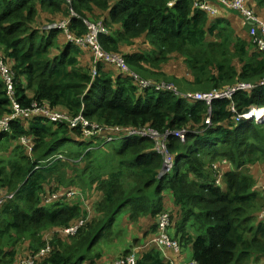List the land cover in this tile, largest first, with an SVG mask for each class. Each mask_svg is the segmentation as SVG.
I'll return each instance as SVG.
<instances>
[{"label":"trees","instance_id":"obj_1","mask_svg":"<svg viewBox=\"0 0 264 264\" xmlns=\"http://www.w3.org/2000/svg\"><path fill=\"white\" fill-rule=\"evenodd\" d=\"M254 1L264 6V0ZM72 10L79 17H70ZM69 17L73 37L86 33L82 18L102 21L104 50L154 84L180 81L205 91L264 77V51L246 30L236 32L228 19L198 10L193 0H0V53L12 60L21 107L35 103L70 118L82 114L99 126L186 133L184 141L169 137L175 166L160 176L163 159L149 137L118 139L106 143L111 154L95 153L98 148L89 147L104 139L84 143L80 127L41 115L12 119L9 130L0 129V199L13 194L0 205V264L29 258L35 264H101L103 243L113 244L134 227L140 234L126 237L117 255L110 252V263L141 242L135 264H168L151 243L164 211L173 220L170 238L183 255L190 247L196 264H245L264 257V222L256 216L264 199L256 188L259 173L250 172L264 169V122L237 119V113L264 108V86L215 100L209 112L202 101L142 88L116 63L82 59L85 49L65 34L55 36ZM51 25L56 28L48 29ZM9 103L0 77V118L10 111ZM71 188L80 190L86 206L78 195L64 194ZM164 192L170 196L165 210ZM53 194L61 196L47 201ZM119 214L127 220L121 235ZM141 218H147L145 225ZM80 221L74 235L63 233Z\"/></svg>","mask_w":264,"mask_h":264},{"label":"built area","instance_id":"obj_2","mask_svg":"<svg viewBox=\"0 0 264 264\" xmlns=\"http://www.w3.org/2000/svg\"><path fill=\"white\" fill-rule=\"evenodd\" d=\"M69 1V0H67ZM247 0H193V5L198 10L209 14L210 16H216L218 8H223L226 10H234L238 12L244 21L248 24V34L252 37V42L256 44V47L260 51H264V20L260 19L258 15L247 5ZM70 17H79L73 10L70 12ZM70 17L67 20L61 21L57 27L61 28L66 34L67 39L74 43L75 45L88 48L93 55V63L97 64L100 62L104 63H116L121 69L125 72H128L132 78L138 83L142 88H153L155 90H166L170 91L175 95L183 97L188 101H202L205 105L208 106V111L210 112L211 104L215 100L219 99H230L235 93L239 91H249L255 88L256 86H264V77L259 81L249 82V81H237L231 85L225 86L223 88H213L208 91L203 92H187L180 93L172 83L160 82L152 83L151 80L141 79L139 76L132 72L119 58L112 52L104 50L102 47L99 38L100 35L105 34L107 30L105 29L102 21L92 22L88 19L82 18L85 27L86 33L80 37L71 36L68 31L67 24L70 21ZM56 28V26H53ZM12 60H9L8 57H3L0 53V77L5 85V91L7 98L9 99V108L10 111L7 115L0 118V129L7 131L9 130V125L12 119L20 117L21 115H41L47 118L53 123H68L70 128L80 127L81 136L86 140H91L93 137L100 136L104 139L103 143L110 142L115 139H124L131 137H149L155 141V152L162 157L163 164L162 169L163 173H168L174 169L175 160L174 156L169 150L168 139L170 136L179 138L181 141L185 139L184 130H166L163 133H158L151 127L144 128H121L118 126H99L97 123L91 122L86 119L82 114L77 115L74 118H70L66 113L59 111L57 109L47 108L45 106H38L35 103H32L29 107H21V104L15 99V87L13 82V71H12ZM96 74V67L93 68L91 73L92 77ZM262 110V115L257 116L259 110ZM231 110L234 112V108L231 107ZM237 119L241 120H254L255 122H264V108H251L248 112L237 113ZM21 143L27 144L29 148V140L26 137L21 138ZM93 148V147H89ZM61 158V156H59ZM36 166L35 168H37ZM261 190L264 194V183L261 185ZM80 196L82 194L76 190H70L66 193V196ZM61 194H53L47 201L58 199ZM13 197V194L5 196L4 199H10ZM4 199H0V205ZM89 210V209H88ZM259 217L260 220L264 221V206L260 209ZM168 214L162 213L158 217V232L155 237L152 239L151 243L156 245L161 255H164L165 249H171L175 252H179L180 245L179 242L175 239H171L168 235V224H169ZM83 221H80L77 225L67 227L63 229L65 235H74L77 231L78 226L82 224ZM41 251L40 254H42ZM168 260V259H167ZM136 261V249H133L124 259L118 260L115 264H135ZM23 264H35L34 260L29 258L23 262ZM168 264L170 261L168 260ZM182 264H196L195 261L189 260L186 263Z\"/></svg>","mask_w":264,"mask_h":264},{"label":"rangeland","instance_id":"obj_3","mask_svg":"<svg viewBox=\"0 0 264 264\" xmlns=\"http://www.w3.org/2000/svg\"><path fill=\"white\" fill-rule=\"evenodd\" d=\"M259 15H260V13L257 11V8H255L254 9ZM260 19H262V20H264V18L263 17H261V16H258ZM53 26H55V25H51L50 27H53ZM55 36L56 37H58V38H60V37H63L64 36V34H63V31H62V29L60 28V29H57V30H55ZM166 70L168 71V72H173V68L171 67V65H168L167 67H166ZM182 72V69H180L179 71H178V74H180ZM177 79H180L179 77H176ZM185 79H188V76L186 75L185 76ZM183 83H181L180 81H177V85L179 86V85H182ZM180 88V87H179ZM180 89H182V88H180ZM212 89V88H211ZM211 89H209V90H211ZM182 90H189V88L188 87H186V86H184V88L182 89ZM192 91V90H191ZM205 91H208V90H205ZM196 91H192L191 93H195ZM198 92H202V91H198ZM116 140H118V139H115V140H112V141H110V142H106V143H111V142H115ZM84 143H89L88 142V140H85L84 141ZM106 143H103V144H96L95 146H92L94 149H96V148H98L97 150H95V153L96 152H98V151H101V152H103V153H110L111 154V151H109L108 149H109V145L108 144H106ZM85 145V144H84ZM104 145V148L102 147L101 148V146H103ZM79 149L81 148V147H78ZM86 162V161H85ZM102 162L104 163V164H107L108 163V160L106 159V158H104V159H102ZM83 165V163L82 164H79L78 165V167H81ZM213 168H215L214 166H213ZM164 170V169H163ZM100 171H103V169H100ZM254 171H256L257 173H259V174H256L255 175V180L257 181V184H256V188H257V191H258V194L260 195V197L261 198H263L264 199V194H263V192H262V190H261V185L264 183V169L263 168H261L260 170H254V168H251L250 169V172H254ZM172 173V170L169 172V174H171ZM216 181L218 182V183H222V179H221V177L220 176H217V179H216ZM76 190L77 192H80V190L79 189H77V188H71V189H69V190H66L65 192H64V194H66V193H68L70 190ZM81 193V192H80ZM261 193V194H260ZM62 194V193H61ZM82 194V193H81ZM51 197V196H50ZM77 198H79V199H81L82 200V202H83V204L86 206L87 205V201H86V199H85V197L83 198V195H82V197H77ZM90 199H95V196H93L92 198H90ZM163 199H164V204H163V207H164V210L165 209H169L170 208V206H168L169 205V202H170V196L166 193V192H164L163 193ZM72 200H75V198L74 199H72ZM92 200V201H93ZM165 200H167V202H165ZM264 206V205H263ZM262 206V207H263ZM261 207V208H262ZM168 211V210H167ZM261 211V210H260ZM259 211V212H260ZM165 212V211H164ZM164 212H163V214H164ZM259 212L258 213H256V216H257V218L260 220V217H259ZM162 215V213L159 215V217ZM168 219H169V214H168ZM170 220V219H169ZM117 221H119V223H120V227L118 228V230H117V232H118V235H121V234H124V232H125V230H126V224H125V222L127 221L126 220V216L125 215H121V214H119L118 216H117ZM140 221H142L141 222V225H145V223L147 222V218H141L140 220H139V222ZM172 221V222H171ZM171 221H169V224H168V231H170L171 232V228H172V224H173V220H171ZM261 222H264V221H262V220H260ZM180 221H178V223H179ZM135 232V234L136 235H139L140 234V232H141V228H136V227H134V228H132L130 231H127V232H125V234L124 235H122L121 236V238L118 240V241H116L115 239H113V244H111V245H109L110 244V242L107 240V241H105L104 243H103V245H102V251H103V256L98 260V262L99 263H101V264H103V262H108V264H111L110 263V261L107 259V258H109V253L111 252V254H113V256H115V255H117L118 254V251H120V250H122V247H124V246H126L127 244H128V242H127V239H126V237H131L132 236V234ZM170 233H168V235H169ZM170 237V236H169ZM150 239V238H149ZM149 239H147L146 241H144V243L145 242H147ZM138 241V240H137ZM142 243L141 242H137V243H135L130 249H135V248H137V247H139L140 245H141ZM183 249V248H182ZM179 252H180V250H179ZM184 254L186 255V258L187 259H189L190 258V256H191V248L190 247H184ZM128 254V253H127ZM252 258H250L249 260H251ZM263 260H264V258H262ZM120 260V259H119ZM118 260H115L114 262H113V264H115L116 262H117ZM107 264V263H106Z\"/></svg>","mask_w":264,"mask_h":264},{"label":"crops","instance_id":"obj_4","mask_svg":"<svg viewBox=\"0 0 264 264\" xmlns=\"http://www.w3.org/2000/svg\"><path fill=\"white\" fill-rule=\"evenodd\" d=\"M246 3L251 8H254V9L257 8V11L260 13V15L258 13L257 14L259 16H261V17L264 18V6H262V7H256L257 5H256V3H255L254 0H247ZM217 16L228 19L231 22V25L234 28V30H236V32H239V33H241V34L244 35L245 30H246V34L249 37V34H248V24L244 21V19L242 18V16L238 12H236L234 10H226V9H223V8H218L217 15L214 16V17H217ZM47 28L48 29H52L53 27L48 26ZM63 34H65L64 31H63ZM80 48H82V47H80ZM82 49H85V50H82V51H85L87 53V56H83L82 59H86V58H88V56L89 57H92V59H93V55H92L91 51L88 48H82ZM168 83H170V82H168ZM175 83L173 84V86H175L176 89L180 93H187V92H192V91H196V92L202 91V90H197V89L191 88L187 83L181 82L183 84L182 85H179V86L177 85V82H175ZM184 86L188 87L189 90H182L184 88ZM179 87L182 88V89H180ZM74 137L77 138L76 136H74ZM164 252L165 253H164V255L162 257L165 260L168 259L170 261V263H172V264H182L181 261H182L183 258L185 259V260H183V261H185L183 263H186L189 260H191V256H190L189 259H187L186 258V255H183V253H181V252L180 253L179 252H175V251H173L171 249H165ZM251 258L252 259L249 260L245 264H264V260L262 259L264 257H251Z\"/></svg>","mask_w":264,"mask_h":264},{"label":"bare ground","instance_id":"obj_5","mask_svg":"<svg viewBox=\"0 0 264 264\" xmlns=\"http://www.w3.org/2000/svg\"><path fill=\"white\" fill-rule=\"evenodd\" d=\"M260 115H262V110H259V112L257 113V116H260Z\"/></svg>","mask_w":264,"mask_h":264},{"label":"water","instance_id":"obj_6","mask_svg":"<svg viewBox=\"0 0 264 264\" xmlns=\"http://www.w3.org/2000/svg\"><path fill=\"white\" fill-rule=\"evenodd\" d=\"M160 176H162L163 175V169H161V171H160V174H159Z\"/></svg>","mask_w":264,"mask_h":264},{"label":"clouds","instance_id":"obj_7","mask_svg":"<svg viewBox=\"0 0 264 264\" xmlns=\"http://www.w3.org/2000/svg\"><path fill=\"white\" fill-rule=\"evenodd\" d=\"M164 174V173H163Z\"/></svg>","mask_w":264,"mask_h":264}]
</instances>
